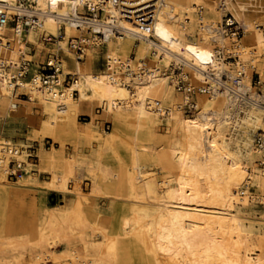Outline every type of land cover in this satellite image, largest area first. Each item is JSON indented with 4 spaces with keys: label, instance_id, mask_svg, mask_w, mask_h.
Here are the masks:
<instances>
[{
    "label": "bare ground",
    "instance_id": "bare-ground-1",
    "mask_svg": "<svg viewBox=\"0 0 264 264\" xmlns=\"http://www.w3.org/2000/svg\"><path fill=\"white\" fill-rule=\"evenodd\" d=\"M20 1L36 3L43 22L26 38L22 25L0 28V111L9 117L23 111L32 138L61 144L41 151L39 171L50 175L44 189L63 194L67 206H43L36 192H25L42 184L29 168L25 179L9 182L10 159L0 151V264H264V213L252 204H264V151L255 141L264 133V0H159L151 30L122 20L124 35L117 37L108 26L118 15L115 0L105 5L103 26L84 6L106 0H0L12 12ZM226 17L243 31L241 39L229 34ZM90 27L105 33L107 44L86 47L74 70L50 58L60 84L44 86L38 53L59 49L42 38L62 34L60 46L74 60L69 41L83 39ZM103 50L106 69L98 71ZM24 61L32 62L31 77L19 75ZM172 67L195 90L191 116L184 110L191 96L179 92ZM86 104L92 120L80 124ZM34 106L49 118L34 116ZM101 118L111 121L113 133L101 132ZM161 122L168 136L158 151L146 142ZM68 141L76 146L71 157L64 154ZM116 150L127 159L111 166L106 154ZM92 197L111 199L113 216L92 221L86 212Z\"/></svg>",
    "mask_w": 264,
    "mask_h": 264
},
{
    "label": "built area",
    "instance_id": "built-area-1",
    "mask_svg": "<svg viewBox=\"0 0 264 264\" xmlns=\"http://www.w3.org/2000/svg\"><path fill=\"white\" fill-rule=\"evenodd\" d=\"M111 0H106L102 3H91L86 1L84 10L86 13L93 19L97 20L98 26H103L102 17L103 12L105 11V5ZM159 0H147L142 1L138 0L135 3H129L128 0H115L114 4L118 10V15L111 16V23H109V28L111 36H123L124 29L118 24L122 20H128L133 22L137 27L144 28L146 26L147 30H151L158 8ZM37 4L33 3V6H28L23 4L22 1L18 3V6L15 7L18 12H12L8 3L0 2V28L4 25H10L12 27H18L22 25L23 32L22 37L26 38L27 34L32 28H38L43 20V14L41 11L37 10ZM5 36V35H3ZM43 42L47 45H58L59 53L64 52V49L60 46V41L63 40V35L58 36L54 35H45L42 38ZM2 42V39H0ZM107 44L105 33L100 30H96L93 27H90L88 32L83 35V39L77 38L76 40L69 41V48L74 52L75 59L73 61H84L85 58V49L88 46L95 45L104 47ZM31 47H35L29 43ZM52 58L56 61L59 60L58 54H52ZM50 59V58H49ZM47 59V61L49 60ZM75 63V62H74ZM41 79L40 81L44 86H49L51 84L59 85L60 78L58 75V67L56 65H51V62H46L41 65ZM32 62L24 61L19 69V75L22 78L32 76ZM70 80L72 76H68ZM67 77V78H68ZM178 81V90L183 94H189L191 99L187 101L184 105L185 112L193 113L196 111L194 95L195 90L191 89L189 82L183 77L182 73L175 75ZM67 83V82H66ZM206 93V92H205ZM208 94V92H207ZM111 125L108 123L107 130L110 131ZM256 145L264 151V133L259 132L255 138ZM50 144V142L48 143ZM39 145L37 142L28 145L27 147L19 146L17 143H12L4 137L3 134H0V151L2 154H5L9 157L8 163V179L15 181L18 180L21 176L27 173L29 168L30 173H38V165L40 162V157L38 155ZM21 156H25V159H20ZM5 161V158L0 156V165ZM264 163V162H263Z\"/></svg>",
    "mask_w": 264,
    "mask_h": 264
},
{
    "label": "rangeland",
    "instance_id": "rangeland-1",
    "mask_svg": "<svg viewBox=\"0 0 264 264\" xmlns=\"http://www.w3.org/2000/svg\"><path fill=\"white\" fill-rule=\"evenodd\" d=\"M207 1L209 3L213 2V0H207ZM228 20H229V18H227V17L224 18L223 24L227 28V30L229 31V34L233 35V32H234V33L238 34V38L241 39L243 37V31L238 30L236 25L229 26ZM32 49H33V54H36L37 53L36 47H32ZM41 53H38V56H37V61L39 62V63L37 62L38 66L41 63L45 64L47 62V59L52 58V54H48L46 50L42 51ZM105 53L106 52L103 50L101 52L100 58L96 62V70H98V71H103L106 69ZM59 58L66 60L68 62L69 68L71 70H74V61L71 59V57H69V56L67 57V55L64 52H60ZM35 69H37V68H35ZM38 70H39V72H41V68H38ZM169 72H170V75L172 76V75H178L179 73H182V70L172 67V69ZM254 81H255L254 83L257 84L259 81V76L255 75ZM70 82H72V80H70L68 77L66 84H69ZM189 86H190V84H189ZM180 93H182V92H180ZM195 96H196V94L194 95V97ZM20 99L27 101L28 96L27 95H20ZM85 107H88V110L84 111ZM84 108H83L82 113L78 116V121L80 122V124H85V123H88L89 121L92 120V115L90 112V110H91L90 104H86L84 106ZM103 109L104 108H102L100 105H99V107L97 105L96 108L94 106V112H95V114H97L99 116H102L104 114ZM33 111H34L33 115L37 116L39 118L41 117V119H40L41 121L47 120L49 118V116L47 114H43L42 110L39 109L37 106L33 107ZM37 112H39V113H37ZM193 114H194V112L193 113H187L186 112L187 116H191ZM98 123L100 125L99 126L100 130L103 134H106V132L113 133L114 128H113V124L111 123V121H109L105 118H101V120H98ZM108 123H110V125H111L110 131L107 130ZM166 127H167L166 124L164 122H161L158 134L155 137V139H153L152 141L146 142V144L154 145L158 151L162 150L166 146V138L168 136V127L167 128ZM31 130H32L31 120L28 118V116L23 111H18L17 113H13L11 117L8 116L7 109L0 111V134H3L4 137H6L7 139H9V140H11L17 144L18 143L19 144L27 143L28 145H30L33 142H37L38 145H40L41 151L42 150L47 151V150L53 148V146L58 148V149L61 147V144L55 143V140L49 136L38 137L37 139L32 138L30 135ZM122 131H123V134L125 136H129L130 129L124 128V129H122ZM49 142H50V144H48ZM80 149H82V148H80ZM41 151L39 152V155H41V160H42L44 158V155L46 152L45 151L41 152ZM64 151H65L64 154L66 157H71L72 155H74L76 153V146L71 141H68V142H66V146H65ZM126 159H127L126 155H124L123 152H119L117 150L116 151H109L106 154V161L111 166H118L121 164L123 165V164H125ZM41 164H42V162H41ZM38 170H41V168L38 167ZM32 175L35 178H38V180H40L42 184L40 186L32 184L31 187H28L25 189V192H27V193L36 192L38 194V196L41 198V200L43 202V206L49 205L50 207L56 206L59 208H64L67 206V199L65 198V196L63 194L55 193V192H48L44 189L45 187L43 186V184H45L47 181L50 180V175L47 172L42 170L41 172L39 171L37 173V175H34V174H32ZM162 175L164 176L163 172L158 173V177L162 178L163 177ZM26 176H28V175L27 174L23 175L22 179H25ZM31 178L32 177H30V179ZM19 180L20 179L15 180L13 182L15 183L16 181H19ZM9 182L14 184L12 182V180H9ZM70 185H71L70 188L74 189V184L70 183L69 186ZM82 190L86 194H89L91 191V181L88 180L87 178H84V181L82 184ZM257 191H258L257 188L253 189L254 193H258ZM20 196H25V194L20 193ZM16 198L18 199L21 197L16 196L15 199ZM252 204H253V210L256 214L260 215V214L264 213V204L259 203L258 199L256 201H254V203H252ZM119 208H120V210H119L120 213H122L123 207L120 205ZM114 209H115V206H114L112 200L111 199H105V198H94V197H92L90 204L86 206V212L89 214V218L92 221H96L98 215H99V217H102V219H105V220L109 217H112ZM28 211H30V210H28ZM27 216H29L33 220L35 218V217H31L30 214L29 215L23 214V218L27 217ZM30 218H29V220H30ZM49 264H53V263H49Z\"/></svg>",
    "mask_w": 264,
    "mask_h": 264
},
{
    "label": "crops",
    "instance_id": "crops-1",
    "mask_svg": "<svg viewBox=\"0 0 264 264\" xmlns=\"http://www.w3.org/2000/svg\"><path fill=\"white\" fill-rule=\"evenodd\" d=\"M74 68H75V63H74ZM86 110H88V107H85L84 108V111H86ZM41 151V149H40V145H39V148H38V155H39V152ZM40 164H41V162H39V165H38V167L40 166ZM38 167H37V169H38ZM39 171V170H38ZM34 175H37V173H35Z\"/></svg>",
    "mask_w": 264,
    "mask_h": 264
}]
</instances>
